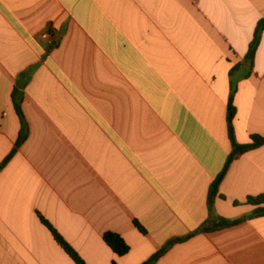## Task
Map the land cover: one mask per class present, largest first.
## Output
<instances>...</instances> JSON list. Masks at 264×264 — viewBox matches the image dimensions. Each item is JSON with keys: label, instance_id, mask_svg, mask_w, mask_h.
Instances as JSON below:
<instances>
[{"label": "crops", "instance_id": "obj_1", "mask_svg": "<svg viewBox=\"0 0 264 264\" xmlns=\"http://www.w3.org/2000/svg\"><path fill=\"white\" fill-rule=\"evenodd\" d=\"M264 0H0V264H144L209 221L210 189L236 142L264 137ZM51 33V40L41 36ZM264 146L239 155L215 215L155 264H264ZM146 230L142 234L135 222ZM219 221H214L211 227ZM121 235L131 251L104 242Z\"/></svg>", "mask_w": 264, "mask_h": 264}, {"label": "trees", "instance_id": "obj_2", "mask_svg": "<svg viewBox=\"0 0 264 264\" xmlns=\"http://www.w3.org/2000/svg\"><path fill=\"white\" fill-rule=\"evenodd\" d=\"M264 29V20L260 22L255 40L250 46L249 53L247 55L246 61L247 63L253 67L254 66V60L256 56L257 49L260 44V35ZM26 86V83L24 84H18L15 88L12 99L15 107V111L20 119L21 123V131L19 135V139L14 147V149L11 151V153L3 160V162L0 164V174L6 169V167L11 163V161L14 159V157L18 154L19 149L22 147V145L25 143V141L29 137L30 129L27 122V119L25 117V114L23 112L22 104H23V92L22 90ZM236 91L233 89L229 103H228V109H227V127H228V136L231 141L233 151L231 155L229 156L227 162L225 163V166L221 173L217 176L214 183L211 186L210 194L208 198V208H209V221L200 228L195 234L202 233V232H210L214 230L223 229L226 227L233 226L235 224H239L240 221L237 222H230L228 220L222 219L220 217H217L215 215L214 205L217 198H223L219 196V189L220 186L225 179L231 164L233 161L239 156L243 155L245 153H248L250 151L256 150L262 146H264V137L261 136H252V143L248 145H239L236 142L235 137V128H234V121L237 116V109L234 105V97H235ZM247 204L251 205L253 207H256V210L254 212V216H264V194L257 196V197H249L247 199ZM41 223L51 232L54 240L56 243L61 247L64 252L73 260L75 264H87L85 260L80 256V254L74 249V247L55 229V227L42 215H39ZM219 221L215 227H211L212 223L214 221ZM135 226L137 229L142 233L146 234V230L143 226H141L137 221L135 222ZM193 234V235H195ZM192 235V236H193ZM192 236L182 238V239H173L169 241L163 249H161L159 252H157L155 255H153L147 262L144 264H155L159 259H161L168 250L174 246L177 243H181L184 241H187ZM103 240L105 244L118 256L124 257L128 255L131 251L130 246L127 244L125 239L114 232H107L103 236ZM116 264V263H113Z\"/></svg>", "mask_w": 264, "mask_h": 264}, {"label": "built area", "instance_id": "obj_3", "mask_svg": "<svg viewBox=\"0 0 264 264\" xmlns=\"http://www.w3.org/2000/svg\"><path fill=\"white\" fill-rule=\"evenodd\" d=\"M51 33L49 31H46L42 34L41 39L44 41H50L51 40Z\"/></svg>", "mask_w": 264, "mask_h": 264}]
</instances>
